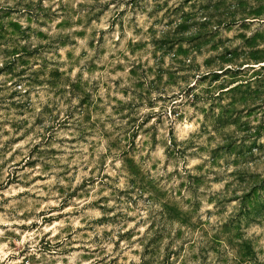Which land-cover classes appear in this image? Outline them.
Wrapping results in <instances>:
<instances>
[{"label": "rangeland", "instance_id": "obj_1", "mask_svg": "<svg viewBox=\"0 0 264 264\" xmlns=\"http://www.w3.org/2000/svg\"><path fill=\"white\" fill-rule=\"evenodd\" d=\"M0 264H264V0H0Z\"/></svg>", "mask_w": 264, "mask_h": 264}]
</instances>
